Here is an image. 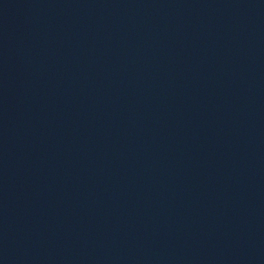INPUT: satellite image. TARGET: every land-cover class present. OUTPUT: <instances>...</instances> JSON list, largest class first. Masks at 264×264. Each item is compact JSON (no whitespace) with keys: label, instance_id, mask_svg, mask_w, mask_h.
Listing matches in <instances>:
<instances>
[{"label":"water","instance_id":"water-1","mask_svg":"<svg viewBox=\"0 0 264 264\" xmlns=\"http://www.w3.org/2000/svg\"><path fill=\"white\" fill-rule=\"evenodd\" d=\"M6 264H264V0H73Z\"/></svg>","mask_w":264,"mask_h":264}]
</instances>
